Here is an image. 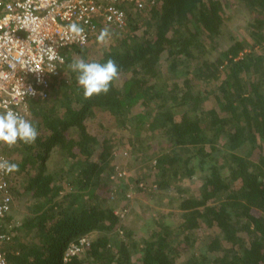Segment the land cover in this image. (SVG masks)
Here are the masks:
<instances>
[{"label":"trees","instance_id":"obj_1","mask_svg":"<svg viewBox=\"0 0 264 264\" xmlns=\"http://www.w3.org/2000/svg\"><path fill=\"white\" fill-rule=\"evenodd\" d=\"M230 3L248 11V36L227 32ZM109 33L108 47L93 50V39L64 49L67 75L54 79L49 98L31 102L37 139L2 148L36 200L9 232V263L136 264L138 256V264H264V0H154L132 6L126 25ZM73 57L114 59L119 77L110 91L85 99ZM96 108L137 143L157 135L166 142L147 159H156L159 188L177 190L169 199L178 203L175 221L160 217L137 235L115 212L111 195L124 197L125 188L115 140L86 124ZM55 152L62 158L52 170L46 161ZM182 171H200L201 184L183 187ZM87 233L95 235L84 251L64 262L68 243Z\"/></svg>","mask_w":264,"mask_h":264},{"label":"built area","instance_id":"obj_2","mask_svg":"<svg viewBox=\"0 0 264 264\" xmlns=\"http://www.w3.org/2000/svg\"><path fill=\"white\" fill-rule=\"evenodd\" d=\"M153 2L154 0H0V71L9 73L7 81H0V107H10L28 118L31 102L47 99L54 79L64 74V49L86 46L98 31L99 22L124 27L127 11L132 6L145 8ZM71 22L84 28V44L68 32L67 25ZM26 27L33 30L30 34L34 39H28L29 31ZM49 47L52 48L51 54L58 59L49 61L46 52ZM61 59L63 63H60ZM20 61L29 63L27 67L21 68ZM10 62L16 63L15 70L9 67ZM37 68L40 70H30ZM0 157L9 160L1 151ZM116 171L119 177L123 176L118 166ZM13 207L12 175L0 171V264H10L5 244L12 236L4 227ZM88 244L86 239H79L67 246L62 260L69 261Z\"/></svg>","mask_w":264,"mask_h":264},{"label":"rangeland","instance_id":"obj_3","mask_svg":"<svg viewBox=\"0 0 264 264\" xmlns=\"http://www.w3.org/2000/svg\"><path fill=\"white\" fill-rule=\"evenodd\" d=\"M225 19L227 23V32L230 34L237 35L238 37L248 34L250 21L248 11H242L230 3L226 6ZM102 24V22H99V25ZM106 27H109V30L120 29L111 25H106ZM93 39V41L91 40L92 49L97 50L103 47H108L112 43L113 38L110 35L107 44H100L97 42L96 38ZM227 40L228 39L224 41L225 44L227 43ZM67 72L66 68L64 76L67 75ZM215 104V98L212 97L205 106L211 107ZM34 116V112L31 108L28 119L33 118ZM85 121L89 130H91L93 134L98 135L99 137L108 135L115 140L116 147L113 151L114 163L123 172V176L120 177V182L121 185H123V188H125V196L123 197L120 193L113 192L111 199L119 200L120 205L115 208V212H119L118 214L123 212V215H121L122 222L134 229L137 232V235H142L147 233L151 228L159 226L161 222H158L160 217L166 218L164 220H167V222L175 221V215L172 214V212L178 211V203L176 202L174 206L169 205V199L171 196L177 194V190L175 186L171 187V189L166 192L159 188L158 183L155 182L156 176L154 175L156 172V159H147V157L152 154H158V151H160L162 147H166V142L160 138V135H157L155 138L142 136L139 138L141 141L137 143L133 131L121 129L117 125L115 119L108 112L97 108L95 115L93 117H86ZM131 139L136 141L135 144L131 142ZM17 143L15 145H18ZM6 146L7 144L0 143V151L4 154L5 151L2 150V148ZM57 150H59V148H57L56 151ZM14 156H18L17 160H21L22 158L20 153H15ZM61 158L59 152L53 153V156L46 161L47 167L52 170L56 169L59 166L57 163ZM11 175L13 178L14 207L12 213L5 220L4 228L12 234H15L12 231L13 228L24 224L27 217L32 214L31 209L36 200L32 196V193L26 188L25 179L23 180L24 177H22L17 170L11 172ZM137 178H141V180H138ZM201 181L200 171L193 176L185 175L183 171L181 172L180 182L183 187L190 186V188L195 189L201 184ZM124 185H126V187H124ZM66 191L68 192L69 190L66 189ZM127 203L128 207L124 209L122 205ZM131 210L133 211L131 212ZM25 231L26 230L21 228L19 232ZM214 231H217L216 227L208 229V232ZM94 235V233H87L82 235L79 239H86L87 242H90L91 239L94 238ZM74 243H76V241L71 240L67 246ZM134 260L135 263L138 264V256H135Z\"/></svg>","mask_w":264,"mask_h":264},{"label":"clouds","instance_id":"obj_4","mask_svg":"<svg viewBox=\"0 0 264 264\" xmlns=\"http://www.w3.org/2000/svg\"><path fill=\"white\" fill-rule=\"evenodd\" d=\"M29 31L28 39H34ZM68 32L78 37L81 44L86 42L84 36V28L76 22H71L67 25ZM110 36L109 30L104 28L97 36V42L100 44H107ZM49 61L58 59L54 57L52 48L49 47L46 50ZM29 62L20 61V67H27ZM63 63V60H60ZM9 67L13 70L16 69V63H9ZM69 68L76 74L77 84L83 89V96L85 99L91 98L93 95L107 94L110 91L112 82L119 77V68L116 61L112 58L107 59L106 62L101 63L96 60H85L82 57H73L69 64ZM31 71H37L40 69H30ZM42 71V70H41ZM9 79V73L0 71V81H7ZM2 88V85H0ZM38 128L34 122L25 115H22L19 111L13 110L10 107H0V143H5L9 147L15 145L17 142H23L25 144H31L35 142L38 137ZM19 165L9 160L0 157V171L5 173H11L18 170Z\"/></svg>","mask_w":264,"mask_h":264}]
</instances>
